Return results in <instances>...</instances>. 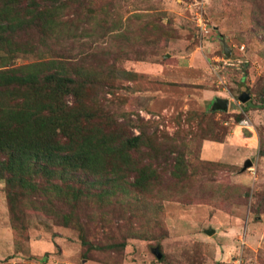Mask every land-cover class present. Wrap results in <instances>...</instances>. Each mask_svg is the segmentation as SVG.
I'll use <instances>...</instances> for the list:
<instances>
[{
	"label": "rangeland",
	"instance_id": "1",
	"mask_svg": "<svg viewBox=\"0 0 264 264\" xmlns=\"http://www.w3.org/2000/svg\"><path fill=\"white\" fill-rule=\"evenodd\" d=\"M91 5L101 15L102 24L95 20L78 26L77 33L83 28L88 32L56 45L58 52L80 61L88 54L84 62L100 60L102 66L95 71H105L103 61L113 66L112 55L119 49L118 28L135 31L139 40H128L123 44L126 51L117 55L115 94L106 92L108 108L116 115L140 116L151 130L170 137H204L198 154L201 159L208 160L202 153L204 141L223 137L217 141L224 145L216 158H209L222 166L204 167L203 176L190 186H176L172 199L145 197L140 214L132 216L131 223L151 229L152 238H129L118 260L88 250L78 230L58 225L38 210L27 212L29 238L16 244L5 181L0 179V264H264V106L260 100L264 98V31L255 27L253 2L92 0ZM198 11H203L206 31L198 26ZM115 21L122 24L114 27ZM158 27L168 31L158 36ZM207 41L211 44L204 48ZM224 42L231 49L230 56ZM105 47L110 53L104 52ZM196 48L199 55L208 49L209 61L201 55L206 71L169 69L183 64L184 56ZM38 59L30 53L17 60L23 64ZM138 61L161 63L164 76L136 72ZM243 92L250 95L246 102L240 99ZM217 97L229 99L227 111L211 110ZM248 101L254 106H248ZM247 159L253 164L243 170ZM110 218L115 225L104 230L107 223L92 213L95 220L88 226L96 242L107 240L106 233L122 240L127 235L128 221L120 214ZM157 220L163 227H156Z\"/></svg>",
	"mask_w": 264,
	"mask_h": 264
},
{
	"label": "trees",
	"instance_id": "2",
	"mask_svg": "<svg viewBox=\"0 0 264 264\" xmlns=\"http://www.w3.org/2000/svg\"><path fill=\"white\" fill-rule=\"evenodd\" d=\"M251 1L255 27L264 31V0ZM91 4L0 0V179L16 244L29 238L27 212L38 210L54 223L78 230L88 250L118 260L129 238H152L151 229L131 223L145 197L172 199L176 186H190L203 176L204 167L222 165L198 156L204 137H170L151 130L140 116L116 115L108 108L106 92L115 94L117 55L126 51L124 43L138 39L135 31L118 28L119 49L112 55L113 66L103 61L105 71H95L100 60L84 62L88 54L80 61L58 52L56 45L88 32L82 26L77 33L78 26L95 20L102 24ZM121 24L115 21L114 27ZM156 31L161 36L168 30ZM104 52L110 53L109 48ZM30 53L39 59L18 63L21 54ZM210 139L223 141L221 136ZM93 212L107 223L104 230L115 225L113 213L126 219L124 240L106 233L107 240L96 242L88 226L95 220ZM158 226L163 227L160 220Z\"/></svg>",
	"mask_w": 264,
	"mask_h": 264
},
{
	"label": "crops",
	"instance_id": "3",
	"mask_svg": "<svg viewBox=\"0 0 264 264\" xmlns=\"http://www.w3.org/2000/svg\"><path fill=\"white\" fill-rule=\"evenodd\" d=\"M214 29L217 31L218 30V27L215 25L214 26ZM209 41H207V44H204L203 47L204 48H207L209 46ZM208 50V49H207ZM205 51L206 53H201V55H203L204 57H206V59H208L209 61V57H208V51ZM199 50L196 48L195 50H192L188 55L190 56H184V58H186V60H184V63L183 64H178L175 65V67H169V69L171 71L173 70H185L187 72H194V70L196 71H206L204 70V65H203V60L201 59V55L198 54ZM209 52H211L209 50ZM179 56V55H178ZM134 66H137L138 68L136 69V72H150V73H153L157 76H161L163 77L164 76V69H165V66H163L161 63L159 64H144L142 61H138L136 65ZM171 66H174V65H171ZM177 66V67H176ZM176 68V69H175ZM140 70V71H139ZM199 80H201V75H200V78ZM202 82V81H201ZM224 144L220 142H217V141H212V140H206L204 141V147H203V155H204V158H207L208 160H211L209 158H216L215 156L217 155V150L220 148V146H223ZM220 154V153H219Z\"/></svg>",
	"mask_w": 264,
	"mask_h": 264
},
{
	"label": "water",
	"instance_id": "4",
	"mask_svg": "<svg viewBox=\"0 0 264 264\" xmlns=\"http://www.w3.org/2000/svg\"><path fill=\"white\" fill-rule=\"evenodd\" d=\"M224 51L226 53L227 56H230L231 55V49L228 47L227 43L224 42ZM250 98V95L246 92H243L240 96V99L243 101V102H246L248 99ZM229 99L228 98H225V97H217L215 99V101L213 102V106L211 108L212 111H215V110H223V111H227L228 108H229ZM252 161L251 159H247L244 163V166H243V170L247 169L249 166H252ZM207 232L211 233L213 232V229H209L207 230ZM156 254L157 256L160 258L162 256V253L161 251H159V249L156 250Z\"/></svg>",
	"mask_w": 264,
	"mask_h": 264
},
{
	"label": "built area",
	"instance_id": "5",
	"mask_svg": "<svg viewBox=\"0 0 264 264\" xmlns=\"http://www.w3.org/2000/svg\"><path fill=\"white\" fill-rule=\"evenodd\" d=\"M197 21H198V26L200 27L201 31H206V22L204 20V14L203 11H198L197 12ZM245 122L248 123L247 120Z\"/></svg>",
	"mask_w": 264,
	"mask_h": 264
}]
</instances>
